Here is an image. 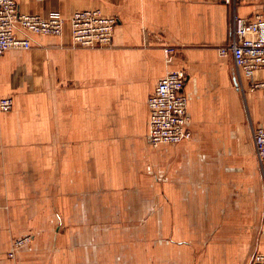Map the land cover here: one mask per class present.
I'll return each mask as SVG.
<instances>
[{
	"label": "crops",
	"instance_id": "crops-1",
	"mask_svg": "<svg viewBox=\"0 0 264 264\" xmlns=\"http://www.w3.org/2000/svg\"><path fill=\"white\" fill-rule=\"evenodd\" d=\"M67 22L0 56V264H251L264 253V71L220 49L225 0H16ZM264 0L243 2L248 19ZM100 9L113 43L83 48L70 18ZM173 52L168 55L166 50ZM169 56V57H168ZM185 71L190 139L153 146L149 99ZM31 237L20 248L15 241ZM11 253L14 255L11 256Z\"/></svg>",
	"mask_w": 264,
	"mask_h": 264
},
{
	"label": "built area",
	"instance_id": "built-area-1",
	"mask_svg": "<svg viewBox=\"0 0 264 264\" xmlns=\"http://www.w3.org/2000/svg\"><path fill=\"white\" fill-rule=\"evenodd\" d=\"M252 0H225L233 8L230 41L220 49L230 54L236 66L238 88L243 89L242 75L252 77L264 71V7L250 18L238 14L241 3ZM67 20L58 13L48 17L20 12L16 0H0V56L9 50H29L32 43L28 34L61 36ZM71 38L83 48H106L112 45L118 20L100 9L80 10L70 18ZM173 52L168 48L166 53ZM169 57V56H168ZM188 80L185 71H175L161 80L149 99L150 139L153 146L177 144L190 139L189 99L184 89ZM240 82V83H239ZM253 89L264 88V81L254 83ZM14 107L12 97L0 95V112H10ZM255 152L264 164V127H252ZM29 238L18 240L15 247L25 245ZM14 254L11 253V256ZM251 264H264V253L254 256Z\"/></svg>",
	"mask_w": 264,
	"mask_h": 264
},
{
	"label": "rangeland",
	"instance_id": "rangeland-1",
	"mask_svg": "<svg viewBox=\"0 0 264 264\" xmlns=\"http://www.w3.org/2000/svg\"><path fill=\"white\" fill-rule=\"evenodd\" d=\"M25 238H29V241H28V242H30L31 237L27 236V237H25ZM25 238H21L20 240L25 239ZM17 241H18V240H17ZM15 242H16V241H15ZM28 242H27V243H28ZM27 243H26V244H27ZM26 244H25V245H26ZM14 245H15V244H14ZM23 246H24V245H23ZM23 246H21V247H23ZM19 248H20V247H19Z\"/></svg>",
	"mask_w": 264,
	"mask_h": 264
}]
</instances>
